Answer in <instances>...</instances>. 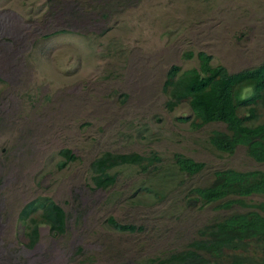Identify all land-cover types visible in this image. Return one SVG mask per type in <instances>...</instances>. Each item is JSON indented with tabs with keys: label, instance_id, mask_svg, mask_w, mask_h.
<instances>
[{
	"label": "rangeland",
	"instance_id": "374dc122",
	"mask_svg": "<svg viewBox=\"0 0 264 264\" xmlns=\"http://www.w3.org/2000/svg\"><path fill=\"white\" fill-rule=\"evenodd\" d=\"M49 1L0 0V264H138L184 245L223 212L189 205L185 190L215 168L264 162L242 145L214 149L207 133L221 123L191 129L176 119L188 108H164L161 80L171 63L195 64L187 50L229 70L263 59L264 0ZM63 146L78 158L57 169ZM104 149L161 160L147 171L122 166L112 187L93 188L87 163ZM174 152L203 168L179 172ZM39 193L69 213L67 232L52 238L42 224L33 247L15 246L16 212ZM108 214L141 230L114 232L102 221Z\"/></svg>",
	"mask_w": 264,
	"mask_h": 264
},
{
	"label": "trees",
	"instance_id": "16d2710c",
	"mask_svg": "<svg viewBox=\"0 0 264 264\" xmlns=\"http://www.w3.org/2000/svg\"><path fill=\"white\" fill-rule=\"evenodd\" d=\"M184 57H193L195 64L171 63L165 69L160 84L164 108L171 110L185 104L188 112L176 119L186 121L191 129L210 122L221 123L222 127L211 128L207 133V141L214 149L228 154L242 145L249 157L264 162V58L254 65L229 70L211 61L210 54L201 49L187 50ZM55 153L57 169L78 158L66 146ZM171 159L185 175L197 173L204 166L202 161L178 152ZM160 160L154 151L143 154L104 149L90 158L87 170L93 188L107 189L116 183L122 166L147 171ZM249 195L261 198L247 203L244 197ZM183 198L197 208L213 203L215 209L223 212L200 226L184 245L164 248L142 261L136 258L138 264H264V169L215 168L209 181L189 186ZM68 215L48 194L28 198L19 206L12 225L15 246L33 247L42 224L47 226L50 237L63 236ZM102 221L114 232L141 230L139 223L120 221L111 214Z\"/></svg>",
	"mask_w": 264,
	"mask_h": 264
}]
</instances>
